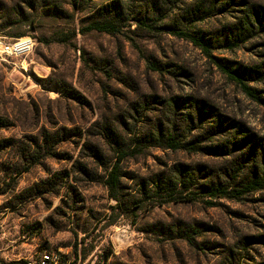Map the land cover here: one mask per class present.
<instances>
[{
    "label": "rangeland",
    "instance_id": "obj_1",
    "mask_svg": "<svg viewBox=\"0 0 264 264\" xmlns=\"http://www.w3.org/2000/svg\"><path fill=\"white\" fill-rule=\"evenodd\" d=\"M167 1L0 0V39L34 44L0 57L2 262L264 264V188L163 203L153 183L181 163L228 187L239 164L236 182L264 178V0ZM104 7L126 19L122 31L83 33ZM144 14L202 39L258 99L189 40L141 29ZM175 123L182 139L238 146L219 157L137 149ZM121 155L118 205L106 180Z\"/></svg>",
    "mask_w": 264,
    "mask_h": 264
},
{
    "label": "trees",
    "instance_id": "obj_2",
    "mask_svg": "<svg viewBox=\"0 0 264 264\" xmlns=\"http://www.w3.org/2000/svg\"><path fill=\"white\" fill-rule=\"evenodd\" d=\"M173 1L174 4L180 3L182 0H168L167 3L170 4ZM114 3L110 4L112 6ZM116 4V3H115ZM156 6V5H154ZM109 7H104L103 10H99L95 19L90 22L85 28L82 29L83 33L86 32H101L107 34H116L122 31V24L126 21V19L121 17V14L116 12V16H111V10ZM164 14V18H167V14L165 11H160L158 13L159 17H162ZM164 18H159L160 22L163 23ZM204 17L200 18L203 20ZM138 26L144 30H155L163 33H168L170 35L189 40L196 47L204 50V52L212 57L210 54V47L200 38L195 35L190 34L184 29H180L177 27L161 25L156 23L155 19H151L148 14H144V17L136 18ZM18 37H22L21 35ZM65 41V40H58ZM213 58V57H212ZM220 70L228 76L229 79L235 81L237 84L241 85L243 91L253 97L257 98L254 94V90H252L247 84L244 82L245 76L240 71L234 70L221 62H218L217 59L213 58ZM153 67L155 65L151 64ZM258 99V98H257ZM260 100V99H259ZM262 101V100H260ZM212 135H208L205 139H211ZM236 139V138H234ZM207 140H200L199 137L192 139H182L179 137L177 132V124H172L168 127L160 124V127L155 131L151 132V135L146 136L139 142L137 145V149H145L148 147H160L163 149H169L172 151L184 150L187 152L201 153L204 155H210L214 157L227 155L228 151H234L238 144L233 140V142L225 143L220 147H212L208 145H203ZM230 145V146H229ZM123 156L121 155L118 162H116L110 172L108 173L106 185L109 190L110 197L118 202V205H121V166L120 161ZM200 173L202 172L201 168ZM244 168L239 164L237 168L234 170L235 174H233V184L234 182L237 184L236 187H228L223 185L221 182H210L209 177L203 179L202 176H199L200 173H197L196 169L188 164H176L171 168H168L166 171L162 172L157 176L156 180H153L155 184L156 194H164L163 203L166 202H184V201H194L202 196H208L211 198H226V199H238L246 193H250L254 190L264 188V178H260L255 172H253V176L251 178H246L243 182H236L239 174L242 173ZM185 190H194L191 192L189 196H184ZM145 194H147V190L144 189ZM202 195V196H201ZM137 203L142 202H134L133 209L140 208L141 206H136ZM210 203V202H208Z\"/></svg>",
    "mask_w": 264,
    "mask_h": 264
},
{
    "label": "built area",
    "instance_id": "obj_3",
    "mask_svg": "<svg viewBox=\"0 0 264 264\" xmlns=\"http://www.w3.org/2000/svg\"><path fill=\"white\" fill-rule=\"evenodd\" d=\"M33 41L29 38H19L10 42L0 39V57L17 58L26 56L33 48ZM0 264H65L61 256L54 253H44L27 259H19L12 263L2 262Z\"/></svg>",
    "mask_w": 264,
    "mask_h": 264
}]
</instances>
